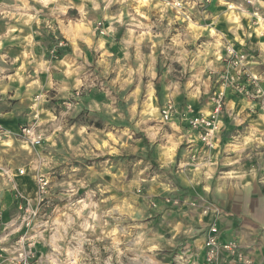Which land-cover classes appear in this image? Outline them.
<instances>
[{
  "label": "clouds",
  "instance_id": "1",
  "mask_svg": "<svg viewBox=\"0 0 264 264\" xmlns=\"http://www.w3.org/2000/svg\"><path fill=\"white\" fill-rule=\"evenodd\" d=\"M113 3H118L120 6V11L115 15L108 11ZM198 3H202V0H80L79 4L74 0H12L11 4L0 0V14L17 21L16 27L9 24L5 39L15 32L19 25L31 26L34 22L37 26L43 25L52 33H55L59 27L69 44L73 46L75 53L53 65L51 60L44 58L43 52L39 57L33 55L32 48L35 47L33 36L38 34L37 32L23 38L26 40V51L17 59H25L29 64H36L37 72L56 68L63 78L53 81L49 72L47 84L41 85L37 77L35 83L27 85L28 91L25 96L28 99H32L33 91L39 92L32 100V111L28 114L30 120L36 121L32 124V130H25L28 139H18L7 132L0 135V214L7 208L6 198L9 194L14 193L15 199L26 202V206L22 203L12 210L8 221L0 219V264H164V259L159 257L161 254L166 256L165 250L174 247V242L179 243L180 239H190L198 235L197 226L203 227L200 221L203 212L197 218L192 213H185L183 206L176 201L174 205L177 209L176 215L183 219L170 220L166 214L161 223L166 226L167 231L161 235L150 226L149 209L155 207L151 202L153 196L163 195L165 192L171 196L176 188L181 186L202 184L204 197L220 195L222 187L214 188L216 165L212 162L211 149L216 148V145L212 143L213 135L224 125L219 115L208 112V105L201 110L205 118L201 121H193V126L207 125L209 123L207 116H214V126L208 130L207 136L203 137L209 145V151L193 158L189 163L182 161L178 167H174L177 150L185 139L190 137L186 133L181 135L182 129L174 122L170 125L174 129L171 135L163 128L164 124L170 123L176 115L173 101L168 99L162 106L157 104L155 107L145 102L139 113L133 105L128 106L130 118L135 121V118L139 116L134 127L147 134L149 148L155 151L156 163L159 169L163 170L156 171L153 179L147 184L143 174L152 168L151 162L143 169L136 171L134 178L129 181L122 172L119 175L113 174V165L109 166L108 160L104 161L106 166L98 171L94 163L82 164V167L73 168V172L78 175L58 183L51 181L53 170L68 163L70 156L93 157L97 155L95 149H100L99 154H105L107 151L122 155V148H117L113 141L119 138V143L123 146L126 143L124 137L131 138L130 128H125L123 131L117 130L116 137L108 135L105 140L98 136L94 128L92 134L88 135L89 126L86 124L68 126L69 119L83 111L82 93L87 95L93 86L88 76L83 78L84 86H81V79L75 75L83 67V65L73 66L76 64V57L84 55L77 47L78 42L86 45L87 50L94 54L100 49H104L105 53L103 58L99 56L96 58L99 76H94V81L100 85L97 91L104 92L105 100L98 102L90 99L84 105L90 119H98L100 115L112 119L123 117L118 94L125 93L123 96L125 103L136 96L140 91L141 76L146 75L151 78L146 86L151 93L155 80L153 71L155 57L139 53L141 42L147 39L155 41L152 47L162 45L177 21H186L187 25L182 30H178L179 35L172 38V45L162 48L166 59L179 60L184 65L185 71L195 67L197 63L201 64L193 79H199L201 73L210 70L209 82L212 75L226 81L221 85V94H223L224 89L229 87V83L226 76L220 75L224 65L217 62L227 60L235 54L237 59L228 64V68L236 70L232 85L234 91H245L243 87L235 86V81L241 75V69L246 63L253 61H248L247 57L240 53H234V44L238 42L242 49L243 47L259 49L260 57L254 62L264 63V43L256 45L249 43L253 35L264 37V0H217V7L223 8V11L202 14L205 19L211 18L212 21L211 24L206 25L208 34L212 38L211 42L200 44L191 53L183 51L179 56H169L170 51L177 50L174 45L179 43L180 48L187 44L195 45L196 40L203 33L204 27L201 26L199 18L193 19L192 9ZM72 8H75L79 15L69 19L66 13ZM45 9H48L47 18L42 20L41 16ZM154 9L158 10V18L155 22L150 20ZM29 12L32 15H28ZM61 16L64 19H61ZM53 20L57 23L53 24ZM65 20H68L67 24ZM105 20L109 22L107 28L102 27ZM165 20L167 24H164ZM221 20L226 23L227 32L231 33L234 40H228L225 32L217 30L216 26ZM117 25L126 28L121 39L123 61L120 59L113 61V54L104 48L106 43L115 42ZM98 29L99 37L96 35ZM153 29L156 31L154 32ZM104 37H110L111 40H105ZM11 39L16 40L20 37L11 36ZM62 46H64L63 42L57 44V47ZM132 48L137 50L134 60L129 51ZM224 50L227 52L226 57L221 55ZM189 55L193 59L191 64H186L185 60ZM210 55L214 58L211 62L208 61ZM4 59V56H0V60ZM145 64H148L147 70L144 68ZM2 71L3 69H0V72ZM173 71L174 69L169 66L168 72L161 77V80L167 79ZM113 73H116L115 77L110 78ZM183 75L184 72H180L175 80H170L164 85L169 96L180 93ZM247 75L250 81L257 85L256 97L259 98L262 112H264V88L260 87V84L264 83V75L253 79L251 70L247 72ZM125 76L127 79L124 78ZM134 81L136 91L128 93L127 88ZM205 83L201 81V84ZM187 87L192 85L188 84ZM45 89H54L56 97L65 100L64 110L59 112L58 117L53 115L52 111L42 107L55 98ZM114 90L117 95H113ZM208 90V86H205L204 94ZM4 91H7V86L4 87ZM188 96L190 99L199 100L200 88H193ZM211 103H219V101L213 99L209 101V104ZM241 103L243 104L241 112L244 108L254 110L256 107L251 100L241 101ZM42 113L46 117L43 120L40 119ZM232 118L237 123L240 122L237 117ZM181 119L183 120L184 117ZM152 121H155L157 125L154 128L148 127ZM41 125L50 126L36 133L35 129L40 128ZM261 125H264V114H260L259 119L253 121L245 129V133L240 134L236 157L231 159V161L239 162L233 170L224 172L220 176L223 181H236V186L247 190L248 193L253 190L258 169L256 164L245 167V163L250 159L264 160V131L260 130ZM65 136L68 141L79 137L80 143L75 146L65 144L63 148H56L57 143H64ZM37 145L39 148L36 147ZM186 156L187 154H185V160H187ZM138 163L142 164L143 161ZM85 168L83 175H79ZM25 172L37 182V188L31 192L27 188L24 191L20 190L22 182L17 177ZM105 175L113 176L112 181H104L102 178ZM97 178L101 182L96 184L94 190L89 185ZM186 178L187 185H184ZM260 182L264 183V178ZM82 188L85 189V193L83 197H79L77 193ZM53 190H59V194L55 196L59 204L52 202ZM106 193L114 194L106 195ZM46 197H49L47 202H45ZM141 200L144 202L141 203ZM49 208L51 211L47 210ZM185 220L188 222L185 223Z\"/></svg>",
  "mask_w": 264,
  "mask_h": 264
},
{
  "label": "rangeland",
  "instance_id": "2",
  "mask_svg": "<svg viewBox=\"0 0 264 264\" xmlns=\"http://www.w3.org/2000/svg\"><path fill=\"white\" fill-rule=\"evenodd\" d=\"M75 3L79 4L80 0H74ZM5 3L11 4L12 0H5ZM37 7H39L37 5ZM90 7V5H89ZM223 8L217 7V0H202V3L196 4V7L192 9L193 19L199 18L200 24L204 27L203 33L200 35L199 39L196 40L195 45L187 44L184 45L183 48H180L179 43L174 45L176 51H170L168 53L169 56H179L181 52L195 51L196 47L200 44H207L211 42V37L208 34V30L206 25L211 24V18L205 19L204 15L208 13H215L218 11H223ZM109 13L115 15L120 11V6L118 3H113L112 7L108 9ZM48 9L44 10V14H42L41 19L47 18ZM171 14V13H170ZM28 15H32V13H28ZM79 13L75 8L69 9L66 13V16L71 19L72 17H78ZM158 18V10H153V14L150 16V20L155 22ZM61 19H64L61 16ZM142 19V18H141ZM53 24H56L57 21L53 20ZM68 23V20H65V24ZM246 23V22H245ZM11 24L13 27L17 26L16 19H9L8 17H3L0 14V56H4V60H0V69H3L0 72V129L3 130L1 135L5 132L14 136L18 139H28L25 130H32V124H35V120H30L28 114L31 113V104L32 100L35 99V96L39 94L38 91L32 92V99H28L25 96V93L28 91L27 85L33 84L37 81L41 85L47 84L49 79V72L53 77V81L62 79V75L56 68H49L48 71L41 70L40 72L36 71V64H29L25 59H17L20 57L22 53L26 51V40L23 38L28 36L33 32H37L38 34L33 36V40L35 42V47L32 48L33 55L39 57L41 53H44V58L46 60H51L52 64H57L58 61L64 60L67 56L75 55L73 46L69 44L68 39L65 35L62 34L59 27L55 33L48 31L44 28L43 25L37 26L34 22L31 26L28 25H19L15 32H12L7 39L4 38L5 33L8 30V26ZM164 24H167V20L164 21ZM186 21H177L175 25L172 26L173 30L169 33L168 38L163 40L162 45H157L152 47L151 45L155 44V41H149L147 39L141 42L139 53L146 56L155 57V61L153 64V71L155 73V80L153 82V89L151 93H149L147 89V84L151 79L149 76H141L140 78V91L136 96L132 97L128 100L127 103L124 102L123 96L125 93H119L120 101L119 107L123 111L124 115L121 118L112 119L111 117H107L105 115H100L98 119H90L88 117V110L84 105H86L90 99H95L96 101H104L105 94L103 91H97L100 87L99 83L94 81V76H99V68L97 66V56L100 58L104 57V49H100L98 53H93L92 51L87 50V46L78 42L77 47H79L84 53L83 57H76V64L74 67L83 65V67L78 71L75 75L81 79V86L83 85V78L85 76L89 77V80L92 81L93 86L90 92L85 95L82 93L83 104L81 111L78 115L73 116L69 119L68 126L71 127L72 124H86L89 126L88 135L92 134V129L94 128L99 137L102 139H107L108 135L113 137L117 136V130L123 131L125 128H130L132 131L129 133L131 138L124 137L126 143L122 146L119 143V138L113 141L116 144L117 148H122V155H115L105 151V154H99L100 149H95L97 155L93 157H69L68 163L65 165H61L59 168L54 169L52 172L51 181L53 182H62L67 180L69 177L73 175H78L73 172L74 167H82L83 165H91L94 163L96 165L97 171L102 167L106 166L104 161L108 160V165L112 167V172L115 175H119V173H123L127 180H132L134 178L135 172L139 169H143L149 162L152 164V168L149 169L148 172L143 174V178L145 179V183L153 179V175L156 174V171H163L159 169L158 164L156 163V153L151 148H149V142L147 139V134L143 131H139L134 127V123L139 120V116L135 118V121L129 117L128 114V106L133 105L137 113L141 112V106L147 102L148 105L155 107L157 104L163 105L168 99H171L176 107V115L172 118L170 123L164 124L163 128L170 135L174 132V129L170 126L172 122L177 124L181 129V135L185 133L190 137L189 139H185V141L180 145V148L177 150V156L175 157L176 165L174 167H178L180 163L184 159H182L185 153H189L192 148L197 147L196 145H203L202 151H209V145L205 143L203 140V136L206 134V130H199L197 128H191L189 123V118L195 116L196 114H201V110L205 108L206 105L211 107V112L215 108L216 103L209 104L210 100H215L216 97H222V111L220 113V118L223 121V127L218 130L217 133L213 136V144L219 145L222 144V139L225 135L226 142L229 144L228 149H224L225 147L219 148V145L216 148L211 149V154L213 157L215 155L218 156L220 160L215 162L217 165V173L214 177V182L219 180V177L222 175L223 171L228 168L229 160H231L230 156H236V149L238 148V143L240 141V134L245 133V129L253 122L259 119L260 114H264L262 112L259 98L256 97L257 85L250 81L247 72L251 70L253 73V79H257L259 76L264 75V63L254 62L260 57V50L253 49L249 47H243L236 42L234 44V53H240L247 57L248 61H253L252 63H246V65L241 69V75L235 81V86L243 87L245 89L244 92L234 91V86L232 85L233 77H236V70L234 68H228V64L230 61H235L237 56L234 54L232 57L227 60H221L217 63H222L224 68L220 70V75H224L227 78V82L229 83V87L224 89L223 94H221V85L225 84L226 81L223 79H218L217 76L212 75L211 80L209 82L210 70H206L200 74V78L194 80L193 78L197 75L198 70L202 66L197 63L195 67H190L185 71L184 65H182L179 60H170L166 59L165 54L162 53V48H165L169 45H172V38L179 35L178 30H182L186 27ZM103 28L109 27V22L107 20L104 21ZM117 31L115 33V42L114 43H106L104 48L108 50V52L112 53L113 61L116 59H120L123 61L124 52L122 50L121 39L125 34L126 28L120 25H117ZM218 31H223L226 33L228 40H234V37L231 33L227 32L226 23L221 20V22L216 26ZM23 29V31H21ZM155 32L156 30L153 29ZM97 37L100 36V30H97ZM242 35V34H241ZM11 36H18L20 39L13 40ZM105 40H111L110 37H104ZM63 42L62 47H57V44ZM252 45H256L257 43H264V37H257L253 35L251 37V41L249 42ZM55 49V51H53ZM130 55L134 57L137 55V50L135 48L129 49ZM222 57L227 56L226 50L222 51ZM192 56L189 55L185 63L191 64ZM213 57L211 55L208 58V61H213ZM171 66L174 71L171 75L167 76V79L161 80V77H164L168 72V68ZM145 70L148 68V64L144 65ZM226 70V71H225ZM180 72H184L183 77L181 78V91L178 95L169 96V93L165 91L164 85L170 81L175 80ZM116 73H113L110 78L115 77ZM127 79V77H124ZM201 81L206 82L205 84H201ZM74 82V81H73ZM188 84H191L192 87H187ZM7 86V91H4V87ZM208 86L209 90L206 94H204V87ZM199 87L201 91V97L199 100L190 99L188 93L192 91L193 88ZM261 88H264V83L260 84ZM46 91H50V95L55 97L50 100V102L42 105V107L48 109L53 112V115L59 116V112L63 109L65 104V100L61 97H56L55 90L45 89ZM136 91V82L134 81L127 88L128 93H132ZM250 94V95H249ZM73 95H75V91H73ZM113 95H117L116 91H113ZM251 100L253 104L256 105L255 109L252 110L250 108H244V111L241 112V108L243 104L241 101ZM231 102V104L229 103ZM54 110V111H53ZM231 113V115H230ZM235 116L240 121L237 123L232 117ZM181 117H184L182 120ZM45 115L42 113L40 119H45ZM50 125H41L40 128L35 129V132L38 133L41 130L48 128ZM156 122L152 121L149 123L148 127L154 128L156 127ZM227 127L226 133L223 135L222 132L224 128ZM260 130L264 131V125L260 126ZM197 137H200L197 139ZM7 138V137H5ZM64 143H57L55 145L56 148H63L65 144H70L71 146H75L80 143L79 137L74 138L72 141H68V138L63 137ZM224 140V139H223ZM195 144V145H193ZM39 148V145L36 146ZM87 147L86 145L84 146ZM148 149L147 151H144ZM46 154V153H45ZM222 158V159H221ZM139 161H143V163H138ZM249 161L256 163L258 160L250 159ZM247 161V162H249ZM239 162L238 160L235 163ZM246 162V163H247ZM234 163V162H232ZM235 165V164H232ZM82 169L79 175H83ZM33 175H35L33 173ZM79 178V177H78ZM216 178V180H215ZM257 184L255 187H261L263 183H261V177H258ZM17 179L21 181L20 190L24 191L25 188L29 192L33 191L37 188V182L33 180L32 176H29L27 172L23 175L18 176ZM104 181L111 182L113 176L105 175L102 178ZM190 179V177H189ZM50 181V183H51ZM100 179L97 178L93 181L89 187L95 190L96 184L100 183ZM184 185H187V178L184 181ZM202 185V184H201ZM85 193V189H80L77 193V196L83 197ZM59 194V190H53L52 192V202L54 204H59L60 202L55 200V196ZM114 193H106V195H112ZM254 195L259 194L258 192H253ZM147 195V193H145ZM203 187L199 186H181L177 187L176 191L169 196L167 192L163 193V195H155L151 198V202L155 207L149 209L151 221L150 226L154 228L159 234L164 235L167 231L166 226H163L161 221L162 218L168 214V219L176 220L183 219V217H178L176 215L177 209L174 207L176 201H179L180 205L183 206V211L185 213H192L197 218L200 217V214L203 212L204 214L200 217V221L204 226H208L211 222H214L216 219V213L214 214L213 209H217L218 216L227 215V211L229 207H226L222 204L218 196L215 197H204L203 196ZM203 197V198H202ZM49 197L45 198V202H47ZM65 197V202H66ZM7 208L1 214V219L5 222L11 218L12 210L18 208L22 203L26 202L20 199H15V194H9L6 198ZM144 201L141 200V203ZM216 207V208H215ZM254 208V205L252 206ZM256 208V205H255ZM157 209H161L158 211ZM51 211V209H47ZM256 216V212L254 213ZM222 219V218H221ZM188 221L185 220V223ZM198 227V235L192 238H183L180 239L179 243L174 242V247H169L165 251L167 255L161 254V257L164 259V264H180L179 263V255L182 252H186L192 249L193 241L200 237L205 229ZM263 231V229L261 230ZM259 233V231H258ZM257 242L260 239H256ZM39 247V245H37ZM259 264V263H257Z\"/></svg>",
  "mask_w": 264,
  "mask_h": 264
},
{
  "label": "crops",
  "instance_id": "3",
  "mask_svg": "<svg viewBox=\"0 0 264 264\" xmlns=\"http://www.w3.org/2000/svg\"><path fill=\"white\" fill-rule=\"evenodd\" d=\"M211 107L208 106V110H211ZM226 129L228 128L225 127V132H222V134L226 133ZM222 137L224 139H222V144L219 145V142L216 144V146L219 145V148L225 147L229 144L228 141H225V135ZM196 146L197 147L192 148L189 153H185L187 154V160L184 159L185 154L183 155L182 159H184L185 163H189L193 158L203 155V145ZM227 147L228 146L224 149H228ZM230 157V159H234L236 156L234 155V157ZM217 160L220 159L215 155L212 162L215 164ZM229 162L231 163L227 165L229 167L220 172L224 173L233 170L236 163L231 160H229ZM256 163L259 165L257 166L258 174L256 181L253 182L254 186L251 193H248L245 189L237 187L236 181H223L220 177L219 180L214 182V188L222 187V191L218 197L224 206L229 207L227 211L228 214L222 217L218 223L222 230V239L224 241L234 239L240 241L242 245L252 251L257 263L264 264V183L261 187H255V184H257V180L259 179L258 177L260 176V179L264 178V160H258ZM254 164L255 162L249 161L245 163V167H251ZM216 171L217 165L214 171V177L217 173ZM200 186L203 187L202 185ZM254 191L259 194L254 195ZM253 205L254 208H252ZM255 212L256 216L254 215ZM207 227L204 226L203 229L206 231ZM262 229L263 231H261ZM205 231L200 237L193 241L192 249L182 252V254L179 255L180 264H205ZM257 238L260 239L259 242L256 241Z\"/></svg>",
  "mask_w": 264,
  "mask_h": 264
},
{
  "label": "built area",
  "instance_id": "4",
  "mask_svg": "<svg viewBox=\"0 0 264 264\" xmlns=\"http://www.w3.org/2000/svg\"><path fill=\"white\" fill-rule=\"evenodd\" d=\"M215 100L219 101V103L215 104V108L210 113L220 116L223 107L222 97L218 96L215 98ZM204 118L205 117L202 115V113L196 114L195 116L189 118L191 128H197L199 130L203 129L207 131L203 137L207 136L208 130H210V128L213 127L215 123L214 116L208 115L207 120L209 123L207 125L198 124L195 127L193 126V121H201ZM2 131L3 130L0 129V135ZM203 140L205 141L204 138ZM213 210L214 214L216 213V219L214 222L208 224L207 230L205 231V264H249V262H251V264H257L252 251L242 245L240 241L236 239L224 241L222 239V230L220 229L218 223L223 215L218 216L217 209Z\"/></svg>",
  "mask_w": 264,
  "mask_h": 264
}]
</instances>
